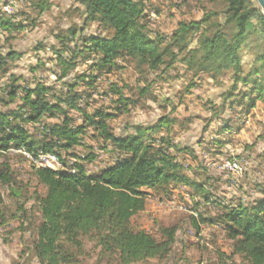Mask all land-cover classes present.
Returning <instances> with one entry per match:
<instances>
[{
  "label": "trees",
  "instance_id": "trees-1",
  "mask_svg": "<svg viewBox=\"0 0 264 264\" xmlns=\"http://www.w3.org/2000/svg\"><path fill=\"white\" fill-rule=\"evenodd\" d=\"M211 1L220 2L221 8L204 10L199 20H181L171 34L165 35L151 27L153 14H160L151 0H78L84 25L98 24L103 34L81 37L83 45L72 49L69 43L80 30L71 29L69 37H57L61 47L54 50L62 68L60 81L74 69L72 62L77 57L93 56L98 75L86 84V91H75L79 83L72 81L61 83L58 90L41 83L21 86L12 76L5 92L8 101H1L6 111H0V151L22 149L32 160L52 154L63 167L55 171L33 165L32 177L44 189V193L36 190L30 198L34 202L31 211L38 216L32 251L40 264H80L81 257L87 255V244L99 250L100 257L108 256L117 264L162 261L172 252L176 229H165L162 239L157 240L132 226V219L145 210L147 197L153 193L169 195L175 187H183L191 198L199 197L207 205L214 203L207 184L193 179L178 161L181 154L197 157L188 147L175 143L173 119L166 117L155 125H131L121 133L114 131L110 121L140 101L134 99L133 89L127 92V85L110 83L109 91L100 95L110 100L109 105L101 102L92 116L80 106L81 100L86 107L96 106L97 79L126 65L145 80L149 75L161 79L183 65L194 77L206 76L218 84L231 73L232 84L223 94V104L210 108L215 117L235 107L248 106L251 110L257 99L264 98V15L256 0ZM13 28L0 7V31ZM65 52L72 54L70 60L64 57ZM245 52L252 57L248 63ZM20 56L14 51L4 54L0 49V75L8 74V62ZM86 78L79 75L75 80L84 83ZM135 88L140 98L158 102L151 85ZM12 103L16 108L8 109ZM74 112L84 114L81 123ZM224 122L221 134L230 133V121ZM28 125L36 128L38 138ZM89 130H93V138L110 148L113 158L93 176L87 174L85 163L94 161L96 155L83 156L77 151L84 147ZM220 144L213 140L216 148L225 143ZM16 184L10 165L0 164V185L9 187L19 198L21 187L15 190ZM27 212L24 210L25 215ZM0 217L4 223L1 210ZM201 220L223 230L231 241L232 255L241 258L242 264H264V197L227 207L212 217L201 215Z\"/></svg>",
  "mask_w": 264,
  "mask_h": 264
},
{
  "label": "rangeland",
  "instance_id": "rangeland-1",
  "mask_svg": "<svg viewBox=\"0 0 264 264\" xmlns=\"http://www.w3.org/2000/svg\"><path fill=\"white\" fill-rule=\"evenodd\" d=\"M151 3L160 10L159 15L153 14L151 27L165 35L171 34L181 20H199L204 10L221 8L220 2L211 0H151ZM0 7L4 17L14 25L10 31H0V49L4 54L14 51L21 55L8 62V74L0 75V111H6L1 101H8L5 92L12 76L21 86L34 87L41 83L58 90L61 83L72 81L79 83L75 91H86V84L98 75L93 56L89 59L77 57L72 62L74 69L64 81H60L62 68L54 50L61 47L57 37H69L71 29L80 30L75 40L69 43L72 49L75 45H83L81 37L103 34L98 24L84 25L83 7L78 0H0ZM41 7H44L43 11ZM64 57L70 60L72 54L65 52ZM243 57L246 63L252 60L249 52ZM119 64L123 65L122 62ZM125 67L97 79L96 106L86 107L84 100L80 101V106L92 116L101 102L109 105L110 100L100 95L109 91L110 83L127 85V92L133 89L134 99L140 101L128 113L110 121L114 131L121 133L126 126H149L162 118L173 119L171 135L175 143L188 147L197 157L195 160L188 154H181L178 161L184 164L185 172L193 179L207 184L214 201L207 205L199 197L193 199L183 187H175L169 195L153 193L147 197L145 210L132 219L133 228L144 230L157 240L162 239L165 229L175 228L176 242L166 259L144 264H242L241 258L232 255L231 241L223 230L202 223L201 215L212 217L227 207L248 204L264 197V98L257 99L251 110L247 109L248 106L235 107L215 117L210 108L212 104H223V94L232 84L231 73L222 77V84H218L206 76L194 77L185 66L179 65L161 79L149 75L145 80L131 66ZM245 70H249L248 65ZM79 75L87 77L84 83L75 80ZM144 85H151L152 95L158 102L140 98L135 87ZM19 100L20 96L16 102ZM15 104L8 109H15ZM73 115L77 122L83 121V113L74 112ZM228 120L232 130L221 134L220 129ZM28 130L39 137L32 125H28ZM93 135V130H89L84 147L77 149L83 156L96 155L94 161L85 163L89 176L97 175L101 168L113 161L110 148ZM213 140L225 144L216 148ZM3 163L10 165L15 175V190L21 189L17 192L18 198L9 187L0 185V210L4 221L0 219V264H40L32 251L38 216L31 211L34 202L30 198L36 190L44 193V189L37 186L32 177L34 162L31 157L0 151V164ZM198 202L201 204L196 206ZM24 210L28 211L27 215ZM86 251L87 255L81 257L80 264H117L108 256L100 257L99 250H94L90 244H87Z\"/></svg>",
  "mask_w": 264,
  "mask_h": 264
},
{
  "label": "bare ground",
  "instance_id": "bare-ground-1",
  "mask_svg": "<svg viewBox=\"0 0 264 264\" xmlns=\"http://www.w3.org/2000/svg\"><path fill=\"white\" fill-rule=\"evenodd\" d=\"M49 161H55L54 165H48L47 168H50L52 170L58 171L62 170V164L60 161L57 159L55 155L49 154V155H41L37 160H33L34 165L38 167V162L41 163H48ZM72 172L75 173V170L72 169Z\"/></svg>",
  "mask_w": 264,
  "mask_h": 264
},
{
  "label": "built area",
  "instance_id": "built-area-1",
  "mask_svg": "<svg viewBox=\"0 0 264 264\" xmlns=\"http://www.w3.org/2000/svg\"><path fill=\"white\" fill-rule=\"evenodd\" d=\"M10 151H13L15 153H19V154H23L24 156H27V157H30V154H27L26 152L24 151H18L17 149H11ZM55 164V161H49L48 163H41V162H38V167H46L48 165H54ZM231 165V164H230ZM234 167V166H233ZM235 168V167H234ZM171 203H174L173 201Z\"/></svg>",
  "mask_w": 264,
  "mask_h": 264
},
{
  "label": "water",
  "instance_id": "water-1",
  "mask_svg": "<svg viewBox=\"0 0 264 264\" xmlns=\"http://www.w3.org/2000/svg\"><path fill=\"white\" fill-rule=\"evenodd\" d=\"M258 6L261 8L262 13L264 15V0H256Z\"/></svg>",
  "mask_w": 264,
  "mask_h": 264
},
{
  "label": "crops",
  "instance_id": "crops-1",
  "mask_svg": "<svg viewBox=\"0 0 264 264\" xmlns=\"http://www.w3.org/2000/svg\"><path fill=\"white\" fill-rule=\"evenodd\" d=\"M213 226V225H212Z\"/></svg>",
  "mask_w": 264,
  "mask_h": 264
}]
</instances>
